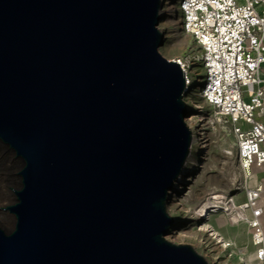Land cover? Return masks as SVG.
Segmentation results:
<instances>
[{"label":"water","instance_id":"95a60500","mask_svg":"<svg viewBox=\"0 0 264 264\" xmlns=\"http://www.w3.org/2000/svg\"><path fill=\"white\" fill-rule=\"evenodd\" d=\"M162 8L0 0V144L22 162L0 264H210L167 239L193 132Z\"/></svg>","mask_w":264,"mask_h":264},{"label":"built area","instance_id":"2783aa9c","mask_svg":"<svg viewBox=\"0 0 264 264\" xmlns=\"http://www.w3.org/2000/svg\"><path fill=\"white\" fill-rule=\"evenodd\" d=\"M162 1V18L174 17L176 31L188 37L184 53L173 59L185 74L189 111H197L186 118L192 145L204 159L219 129L234 138L224 152L234 156L237 191L211 187L192 212L201 219L209 263L234 264L235 242L205 227L223 214L248 228L249 242L239 249L242 264H264V181L257 174L264 167V0Z\"/></svg>","mask_w":264,"mask_h":264},{"label":"rangeland","instance_id":"374dc122","mask_svg":"<svg viewBox=\"0 0 264 264\" xmlns=\"http://www.w3.org/2000/svg\"><path fill=\"white\" fill-rule=\"evenodd\" d=\"M175 19L169 15L163 16L159 29L165 35V42L160 47V53L168 58L178 57L185 51L188 43V37L183 33L177 32L175 28ZM187 104H191L192 98L184 97ZM190 113L197 111L191 110ZM213 142L207 149V154L204 159L200 157L199 145L193 144L191 154L185 168V173L175 184V190L171 192V199L168 206L169 213L179 223L180 228L171 231L167 235V239L174 243H189L208 260V247L201 241L203 235L199 231L198 221L193 216V209L198 201L202 198L207 189L218 187L225 189L227 192L234 193L236 190L235 184H232L233 176L238 173L234 163V156L225 157L224 149H232L233 136L225 129H219L214 135ZM22 162L13 152L0 144V227L5 230H11L14 226L15 216L6 207L13 204L16 200L14 189L20 185L19 170ZM193 168V172L191 170ZM186 175H190L188 184H183L184 190L178 192V185L185 180ZM259 179H264V173H258ZM14 188V189H13ZM4 207V208H3ZM4 218V220H3ZM212 224L225 236V238L235 242L237 252L232 259L234 264H242L240 260L239 249L249 242L248 228L245 224L233 225L228 216L218 214L211 220ZM181 229H187L193 232V237L178 236ZM227 253V252H226ZM209 262V260H208Z\"/></svg>","mask_w":264,"mask_h":264},{"label":"bare ground","instance_id":"6f19581e","mask_svg":"<svg viewBox=\"0 0 264 264\" xmlns=\"http://www.w3.org/2000/svg\"><path fill=\"white\" fill-rule=\"evenodd\" d=\"M174 58H176V57H174ZM172 59H173V57H172ZM186 171V170H185ZM194 170H193V168H192V170H191V173H194L193 172ZM190 175H186V177L184 178L185 180L181 183L182 185H178L177 186V188H178V192H180V193H182L183 192V190H184V186H183V184L185 183V184H188L189 183V181H190V179H192L191 177H189ZM181 178V177H180ZM181 179H183V178H181ZM215 202H217V201H215ZM209 203H210V200H207L206 201V203H204L203 205H202V207H201V211H203V210H206V208L208 207V205H209ZM3 220H4V218H3ZM207 226H213V227H215L212 223H210V222H207L206 224H205V227H207ZM216 230H217V228H215ZM219 231V230H218ZM178 232V236L180 237V238H182V237H193V236H195L194 234H193V232H191L190 230H187V229H181V230H179V231H177ZM222 234V233H221Z\"/></svg>","mask_w":264,"mask_h":264},{"label":"crops","instance_id":"0c3cea01","mask_svg":"<svg viewBox=\"0 0 264 264\" xmlns=\"http://www.w3.org/2000/svg\"><path fill=\"white\" fill-rule=\"evenodd\" d=\"M258 173H264V167L261 168V169H259L258 172H257V174H258ZM262 180L264 181V179H262ZM263 219H264V216H263Z\"/></svg>","mask_w":264,"mask_h":264}]
</instances>
